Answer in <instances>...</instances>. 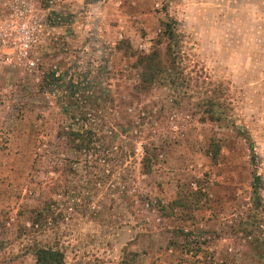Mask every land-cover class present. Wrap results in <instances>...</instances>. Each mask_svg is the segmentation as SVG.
<instances>
[{"label":"rangeland","instance_id":"rangeland-1","mask_svg":"<svg viewBox=\"0 0 264 264\" xmlns=\"http://www.w3.org/2000/svg\"><path fill=\"white\" fill-rule=\"evenodd\" d=\"M31 4L35 70L0 44V264H36L37 246L66 264H264V0Z\"/></svg>","mask_w":264,"mask_h":264},{"label":"built area","instance_id":"built-area-1","mask_svg":"<svg viewBox=\"0 0 264 264\" xmlns=\"http://www.w3.org/2000/svg\"><path fill=\"white\" fill-rule=\"evenodd\" d=\"M8 10L6 28L0 31V44L11 53L5 58L7 64L16 62L34 71L37 67L34 51L42 41L44 18L33 12L31 0H4Z\"/></svg>","mask_w":264,"mask_h":264},{"label":"trees","instance_id":"trees-1","mask_svg":"<svg viewBox=\"0 0 264 264\" xmlns=\"http://www.w3.org/2000/svg\"><path fill=\"white\" fill-rule=\"evenodd\" d=\"M172 25L167 23L165 25L164 36L168 40L172 41L174 39V33L172 32ZM163 36V38H164ZM162 41H158V48L153 51L151 54L143 55L138 58V65L143 69L141 89L145 90L149 85H154L158 76L165 71L164 68V56L168 55L171 51V47L167 50L165 54L159 50ZM172 53V52H171ZM146 86V87H145ZM93 132L87 131L84 134L79 133H71V140L78 143V149L86 147L90 149L92 145ZM158 155L154 149H144L143 159L141 161V170L142 173L149 175L154 172V167L156 165ZM217 157V153H215V158ZM178 203H174L175 206H178ZM41 213V212H40ZM37 214L41 217V214ZM34 256L36 260V264H66V254L63 250L58 248H53L49 246H37L34 249ZM89 264H103L100 261H95Z\"/></svg>","mask_w":264,"mask_h":264},{"label":"crops","instance_id":"crops-1","mask_svg":"<svg viewBox=\"0 0 264 264\" xmlns=\"http://www.w3.org/2000/svg\"><path fill=\"white\" fill-rule=\"evenodd\" d=\"M85 1V0H84ZM93 2H90L89 4L91 5Z\"/></svg>","mask_w":264,"mask_h":264}]
</instances>
